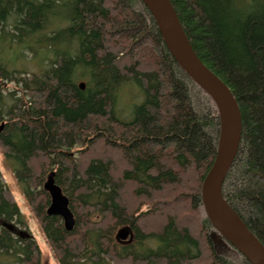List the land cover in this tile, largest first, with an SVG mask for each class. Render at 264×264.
I'll use <instances>...</instances> for the list:
<instances>
[{
    "label": "trees",
    "instance_id": "trees-1",
    "mask_svg": "<svg viewBox=\"0 0 264 264\" xmlns=\"http://www.w3.org/2000/svg\"><path fill=\"white\" fill-rule=\"evenodd\" d=\"M171 2L197 55L239 104L242 140L223 195L264 244V0ZM33 42L54 56L48 67L11 69L6 44ZM130 83L143 100L125 122L116 107ZM2 125L4 159L58 264H251L234 247L218 254L210 240L202 185L218 150V107L141 0H0ZM52 172L70 201L72 231L47 214ZM4 222L27 227L0 172V264H42L35 238ZM126 226L130 244L116 240Z\"/></svg>",
    "mask_w": 264,
    "mask_h": 264
},
{
    "label": "water",
    "instance_id": "water-1",
    "mask_svg": "<svg viewBox=\"0 0 264 264\" xmlns=\"http://www.w3.org/2000/svg\"><path fill=\"white\" fill-rule=\"evenodd\" d=\"M141 1L155 19L163 41L175 60L210 95L219 110L221 129L218 150L202 185L205 211L215 228L210 234L213 248L221 254L223 250H231L234 247L251 264H264V244L223 195L225 180L237 157L242 140V115L239 104L231 89L197 55L171 0ZM80 86L84 89L85 83ZM3 126H0V130ZM55 175L52 172L44 184V189L51 197L47 214L61 217L66 230L72 231L76 225L75 216L70 208L69 199L56 184ZM3 226L19 238L33 237L28 231L13 223L4 222ZM116 240L122 244L132 243L134 232L131 226L121 228L117 232Z\"/></svg>",
    "mask_w": 264,
    "mask_h": 264
},
{
    "label": "rangeland",
    "instance_id": "rangeland-1",
    "mask_svg": "<svg viewBox=\"0 0 264 264\" xmlns=\"http://www.w3.org/2000/svg\"><path fill=\"white\" fill-rule=\"evenodd\" d=\"M3 51V58L10 63L11 69L26 72V74L29 75L41 74L48 67L50 60L54 59V56L51 53H47L45 49L36 42L29 43V45L25 47L16 44H12L11 46L6 44ZM76 77L78 78V83L88 82V79L83 77V72L81 70L77 71ZM10 89L14 90L13 84L10 86ZM142 100V93L135 85L131 83L125 85L119 94L116 107L117 117L125 122L130 121L134 105L140 104ZM11 166V163L4 159L0 148V172L2 179L13 194L27 226L26 228L18 227L30 232L38 242L42 252V264H58L54 253L23 194L22 186L14 177ZM150 245L152 246L154 243H150ZM221 254L228 256L234 253L232 250H223Z\"/></svg>",
    "mask_w": 264,
    "mask_h": 264
},
{
    "label": "flooded vegetation",
    "instance_id": "flooded-vegetation-1",
    "mask_svg": "<svg viewBox=\"0 0 264 264\" xmlns=\"http://www.w3.org/2000/svg\"><path fill=\"white\" fill-rule=\"evenodd\" d=\"M32 235V234H31ZM33 236V235H32ZM34 237V236H33Z\"/></svg>",
    "mask_w": 264,
    "mask_h": 264
}]
</instances>
